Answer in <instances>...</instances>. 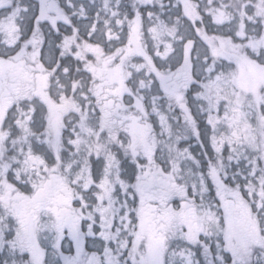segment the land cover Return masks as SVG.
I'll use <instances>...</instances> for the list:
<instances>
[{"label": "snow or ice", "instance_id": "snow-or-ice-1", "mask_svg": "<svg viewBox=\"0 0 264 264\" xmlns=\"http://www.w3.org/2000/svg\"><path fill=\"white\" fill-rule=\"evenodd\" d=\"M0 264H264V0H0Z\"/></svg>", "mask_w": 264, "mask_h": 264}]
</instances>
